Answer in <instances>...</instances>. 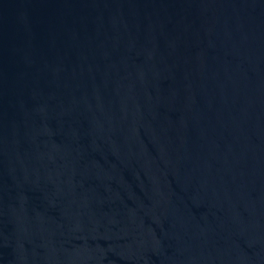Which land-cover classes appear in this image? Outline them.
Segmentation results:
<instances>
[{"label": "water", "instance_id": "obj_1", "mask_svg": "<svg viewBox=\"0 0 264 264\" xmlns=\"http://www.w3.org/2000/svg\"><path fill=\"white\" fill-rule=\"evenodd\" d=\"M0 264H264V0H0Z\"/></svg>", "mask_w": 264, "mask_h": 264}]
</instances>
